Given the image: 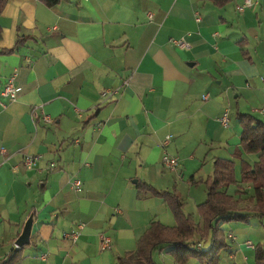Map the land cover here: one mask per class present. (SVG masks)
Returning a JSON list of instances; mask_svg holds the SVG:
<instances>
[{
  "label": "crops",
  "instance_id": "obj_1",
  "mask_svg": "<svg viewBox=\"0 0 264 264\" xmlns=\"http://www.w3.org/2000/svg\"><path fill=\"white\" fill-rule=\"evenodd\" d=\"M253 1L239 11L244 0H8L0 50L25 39L0 54V264L19 249L31 216L30 243L13 264H118L153 220L177 225L165 200L139 191L138 181L175 191L193 214L186 201L207 199L216 157L235 159L240 180L238 113L264 121V0ZM15 71L19 98L11 102L3 89ZM165 151L179 157L176 169L163 165ZM26 154L39 155L38 165L26 167ZM246 187L242 195L228 188L244 211L255 205ZM263 221L253 214L225 224L236 239L219 264H256L245 243H264ZM80 223L79 239L65 238ZM101 233L109 250H100ZM159 253L171 260L159 263L176 264Z\"/></svg>",
  "mask_w": 264,
  "mask_h": 264
},
{
  "label": "trees",
  "instance_id": "obj_2",
  "mask_svg": "<svg viewBox=\"0 0 264 264\" xmlns=\"http://www.w3.org/2000/svg\"><path fill=\"white\" fill-rule=\"evenodd\" d=\"M49 7L60 4L63 0H40ZM223 6L229 0H212ZM8 0H0V16ZM1 36V28H0ZM25 38H20L11 49L0 50V54L15 52ZM246 54V52H245ZM242 126L240 148L235 158L240 159V175L237 178L235 159L216 157L213 173L205 181L207 199L197 206L198 214L203 220L199 224L193 214L186 213L182 197L175 191L159 190L145 181H138L139 191L149 192L163 198L173 212L177 225L167 226L159 220H153L150 227L140 238L135 251L118 256V264H162L155 260L156 252L166 250L178 264H188L198 259L200 264H219L221 251L229 247V233L225 224L247 223L254 215L264 218V121L249 113H238ZM244 153L257 154L258 159L247 162L241 157ZM242 195L247 194L246 185L253 186L251 199L255 205L248 211L241 210L233 194L228 190L231 186ZM264 223V221H263ZM200 245V246H199ZM23 248L14 249L2 264H13L21 260ZM256 264H264V243L255 247Z\"/></svg>",
  "mask_w": 264,
  "mask_h": 264
},
{
  "label": "built area",
  "instance_id": "obj_3",
  "mask_svg": "<svg viewBox=\"0 0 264 264\" xmlns=\"http://www.w3.org/2000/svg\"><path fill=\"white\" fill-rule=\"evenodd\" d=\"M256 2L253 0H244V2L241 5L237 6V9L239 11H243L247 7H251ZM199 20V18H198ZM175 47L186 50L190 47V43L184 41L183 39H173L172 40ZM16 77H17V71H15L13 74H11L5 83L4 89H3V96L8 99L11 102H16L19 98V90L20 88L16 85ZM127 84V81H126ZM115 91H104L102 95L105 97L107 95L113 94ZM208 96H203V99H207ZM34 112V111H33ZM43 120L46 123H53L54 119L49 115H43ZM229 113L225 112V114L221 117V123L224 127L229 126ZM172 136L168 135L166 136L165 140L163 141V146L168 145V143L171 141ZM40 161L39 155H31L26 154L23 159V164L26 167H35L38 165ZM163 165L169 169H176L180 164V159L177 156H171L167 151L164 152L162 157ZM51 166L54 167L55 163H51ZM74 187L77 189H80L81 187V181L79 179L74 180ZM117 212H121L120 209H116ZM85 228V223H80L76 227L72 228L71 230L65 231L64 236L65 238L76 242L80 235L82 230ZM229 237L232 239H236V237L233 234H229ZM249 248L255 249V245L251 241H247L245 243ZM112 246V240L111 238L106 235L105 233L100 234V250L106 251L109 250ZM200 246V245H199Z\"/></svg>",
  "mask_w": 264,
  "mask_h": 264
},
{
  "label": "rangeland",
  "instance_id": "obj_4",
  "mask_svg": "<svg viewBox=\"0 0 264 264\" xmlns=\"http://www.w3.org/2000/svg\"><path fill=\"white\" fill-rule=\"evenodd\" d=\"M205 185H206V184H205ZM233 186H234V185H233ZM234 190H235V189H234ZM239 202H243V198H242V197H240V200H238V201L236 202L237 205L239 204ZM186 207L188 208V209H187L188 212H189V209L191 208V212H192L193 214H195V216H196L197 218L200 217V215L198 214V210H197V203H195V201H194V203H193V199H189L188 201H186ZM194 218H195V217H194ZM235 223H240V222H235ZM247 223H248V222H247ZM227 233H228V232H227ZM228 244H230V240H229V238H228ZM256 246H257V244H256ZM154 258H156L155 260L158 261V262H162L163 259H165V260L167 259L166 262H168V263L171 261L170 258H167V257H161L159 251L155 253ZM252 258H253V257H252ZM253 259L255 260V258H253ZM161 260H162V261H161ZM194 261H195L196 264H200L198 259H195V258H194ZM176 264H178V263H176Z\"/></svg>",
  "mask_w": 264,
  "mask_h": 264
},
{
  "label": "water",
  "instance_id": "obj_5",
  "mask_svg": "<svg viewBox=\"0 0 264 264\" xmlns=\"http://www.w3.org/2000/svg\"><path fill=\"white\" fill-rule=\"evenodd\" d=\"M32 226H33V217L31 216L27 220L22 234L19 236V238L17 239V241L15 243L18 248H22L25 245H28L30 243Z\"/></svg>",
  "mask_w": 264,
  "mask_h": 264
}]
</instances>
